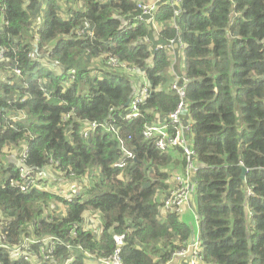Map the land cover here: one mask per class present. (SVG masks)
Segmentation results:
<instances>
[{
  "label": "trees",
  "instance_id": "obj_1",
  "mask_svg": "<svg viewBox=\"0 0 264 264\" xmlns=\"http://www.w3.org/2000/svg\"><path fill=\"white\" fill-rule=\"evenodd\" d=\"M63 1L65 13L57 0L0 1V264H30L9 252L46 235L58 239V264H85L84 252L103 258L117 247L122 264H167L195 233L203 264H264V0L160 3L159 31L135 21L138 0ZM177 38L174 63L164 46ZM111 57L119 65L111 68ZM170 67L187 79L198 162L192 225L176 212L159 216L168 169L185 163L181 151L162 152L142 135L179 101L168 88ZM145 84L139 116L124 119ZM83 121L106 126L84 137ZM21 166L31 175L53 168L66 193L73 182L80 187L71 200L49 189L22 192ZM56 202L63 214L50 210ZM92 211L95 231L86 227Z\"/></svg>",
  "mask_w": 264,
  "mask_h": 264
},
{
  "label": "built area",
  "instance_id": "obj_2",
  "mask_svg": "<svg viewBox=\"0 0 264 264\" xmlns=\"http://www.w3.org/2000/svg\"><path fill=\"white\" fill-rule=\"evenodd\" d=\"M181 1L182 0H138L137 9L139 10V13L134 17V19L135 21L150 23L156 31H159L154 15L158 4L163 3L169 4L173 7H178ZM174 13L177 15L179 10L175 9ZM123 24L127 25L128 21H123ZM127 26L132 27L133 24L131 26ZM80 33L81 31L79 30L77 34L79 35ZM145 40L147 41L146 38ZM175 46H178L179 48L183 47L181 38L170 39L169 42L164 46L168 51V54L171 53L170 56H173ZM108 64L112 68L113 66L119 65V62L116 58L111 57ZM121 65L124 68L125 73L131 76L138 75L139 78L141 77V79H144L142 72L137 71L134 66L128 65V63H123ZM15 72L19 74V70L16 69ZM171 75L172 78L169 80L168 88L178 95L179 101L176 107L167 113L165 118H161L159 115H156L157 119L144 127L142 135L143 138L148 141H153V139H155L154 141L156 148L162 152H167L171 149L177 148L182 153L185 164L180 170L175 169L171 171V177L169 181L170 187L168 188L166 194L164 195L165 198L162 201L163 209L181 214L185 208L192 209L191 196L195 189L194 176L196 174L198 164L195 158L196 153L190 139V136H192V121L188 117V108L185 102L187 79L184 76L175 73H171ZM148 88L149 87L147 84H145L141 89H137L135 91L134 95H132L131 99L128 101L126 113L123 116L124 119L131 120L139 116V105L146 97H148ZM69 116V114H65L64 118L67 119ZM105 126V123L98 121H83V136L86 137L89 135V133L95 131L97 128ZM121 151L127 157L135 159V155L126 148L122 147ZM19 160L22 161L23 159L19 158ZM119 162L121 166L124 165L121 159ZM20 179L22 192H28L34 187L46 189V187L42 186L40 182L42 179H44V174L37 172L31 175V169L24 166L20 167ZM73 183L74 185H72L68 191L73 190L74 193V190L77 191L76 187L80 185V183ZM15 184L16 182L12 180L11 185ZM68 196H70V194ZM72 234L75 235L74 229H72ZM3 238L4 237L2 236V239ZM57 242L58 239L51 235L43 236L40 239H36L35 237H27L21 244L14 246L9 253L11 257L28 260L30 264H40V262H45L47 264H58L51 256L55 250V245ZM34 244L39 245L38 252L33 250L32 246ZM66 246L70 248V245ZM200 252L201 242L199 240L198 234L195 233L194 237L191 238L186 246L182 247L176 253L175 257L183 258L181 261L182 264H203ZM84 253L86 255V258L84 259L85 264H87L88 261L89 264H122L119 247H117L110 256L103 258H95L87 252ZM63 264H73V257H68L65 259Z\"/></svg>",
  "mask_w": 264,
  "mask_h": 264
},
{
  "label": "rangeland",
  "instance_id": "obj_3",
  "mask_svg": "<svg viewBox=\"0 0 264 264\" xmlns=\"http://www.w3.org/2000/svg\"><path fill=\"white\" fill-rule=\"evenodd\" d=\"M58 4H59V7H60V11H62V13H65V9L67 7V4H65V2L62 0H57ZM70 4V3H69ZM68 4V5H69ZM75 6H77L75 4ZM67 14V13H66ZM159 28V26H158ZM171 54V53H170ZM169 54V55H170ZM169 59L171 62H174L175 63V57L174 56H169ZM93 66H97V72H94V75L98 78H101L103 75H104V71L105 69L103 70V67L100 66V63H99V58L97 61H94L93 62ZM99 70V71H98ZM173 71V72H172ZM169 72L171 73H175L173 69H171ZM137 79H141L139 78L138 75H134ZM5 150L7 151H10V153L14 154L15 152H13L12 150H10L9 148H5ZM169 174L172 170H175L173 167L169 168ZM49 181V184L50 182L52 181H59V179H61V176H60V173H55L54 169H52L51 167L47 168V174L44 175ZM51 177V178H50ZM170 175L169 177L166 179V190L165 192H161V197H164V195L166 194L168 188H169V181H170ZM50 178V179H49ZM54 184H52V189H54ZM80 185L77 186L76 188L79 189ZM57 188V186H56ZM54 193H57L58 195H63L65 196L66 198H68L69 200H71V198L73 197V190H70V191H67V193L65 192V190L63 189H56L53 191ZM70 194V196H68ZM158 201L161 203V198H158ZM191 202L193 203V198L191 197ZM64 209V206L60 203H54L50 210H54L56 213H60L62 210ZM161 213H163L161 210H160ZM87 216H86V220L88 221V223L86 224V227L92 231H95L97 229V225L99 224V214L98 212H95V211H92L90 214L89 212L86 213ZM183 219V218H182ZM192 225V223H189ZM192 227V226H191ZM40 264H47L45 262H40ZM87 264H89V261L87 262Z\"/></svg>",
  "mask_w": 264,
  "mask_h": 264
},
{
  "label": "crops",
  "instance_id": "obj_4",
  "mask_svg": "<svg viewBox=\"0 0 264 264\" xmlns=\"http://www.w3.org/2000/svg\"><path fill=\"white\" fill-rule=\"evenodd\" d=\"M55 171V170H54ZM55 173H58V172H56L55 171ZM47 174V172L45 173V175ZM51 178V177H50ZM49 178V179H50ZM45 181H46V183H45V185H46V187H47V189H49V190H51V191H54V190H56V189H66V183H67V180L66 179H64V178H61V179H59V181H52V182H50V184H49V180L47 179V178H45ZM52 184H54V189H52ZM72 185H74V183H71L69 186H68V188H67V191L69 190V188L72 186ZM56 186H57V188H56ZM193 205H194V203H192ZM181 215H183V216H181V218H185V217H188L189 216V218H190V223H193V219H192V216H193V211H192V209L191 208H185L182 212H181ZM193 218H194V216H193ZM195 220V219H194ZM183 260V258H180V257H176L173 261H171L170 263H168V264H182V261Z\"/></svg>",
  "mask_w": 264,
  "mask_h": 264
},
{
  "label": "clouds",
  "instance_id": "obj_5",
  "mask_svg": "<svg viewBox=\"0 0 264 264\" xmlns=\"http://www.w3.org/2000/svg\"><path fill=\"white\" fill-rule=\"evenodd\" d=\"M195 158H196V155H195ZM185 161V160H184ZM197 161V160H196ZM185 164V163H184ZM197 164H198V162H197ZM184 166V165H183ZM183 166L182 167H180V168H177V169H181V168H183ZM47 168H49V167H46V169H45V173L47 172ZM53 169V168H52ZM173 171V170H172ZM59 173V172H58ZM171 173V172H170ZM45 175V174H44ZM45 176H44V183L42 184V186H45L46 187V185H45V183H46V181H45ZM165 183H166V181H165ZM170 184V183H169ZM166 186H167V184H166ZM169 187H170V185H169ZM46 189H47V187H46ZM166 190V189H165ZM165 190L164 191H160V193H159V198H161V203H160V209H159V216H160V218H165L166 217V215H167V213L168 212H173V211H166L165 209H163V205H162V201H163V199L165 198V197H161V192H165ZM194 194H195V189H194V192H193V194H192V198H194ZM193 203H194V201H193ZM160 210L163 212V213H161L160 212ZM192 211L194 212V205L192 204ZM193 216H194V222L196 223V220H198V216L197 215H195V213L193 214Z\"/></svg>",
  "mask_w": 264,
  "mask_h": 264
},
{
  "label": "water",
  "instance_id": "obj_6",
  "mask_svg": "<svg viewBox=\"0 0 264 264\" xmlns=\"http://www.w3.org/2000/svg\"><path fill=\"white\" fill-rule=\"evenodd\" d=\"M247 172V168L241 165V174H240V179L243 181L245 178V173Z\"/></svg>",
  "mask_w": 264,
  "mask_h": 264
}]
</instances>
